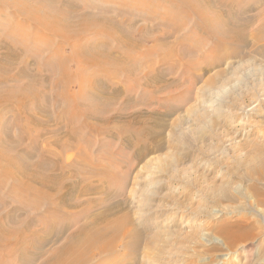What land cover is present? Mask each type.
Listing matches in <instances>:
<instances>
[{"label": "rangeland", "instance_id": "rangeland-1", "mask_svg": "<svg viewBox=\"0 0 264 264\" xmlns=\"http://www.w3.org/2000/svg\"><path fill=\"white\" fill-rule=\"evenodd\" d=\"M73 1L98 14L114 16L119 20L122 18L120 21L127 18L124 16L139 13L141 17L136 19L137 28L142 25L152 29L157 27V30L155 28L151 31L152 35L156 32V38L167 33L169 37L165 38V42L175 43L176 53L178 51L179 54L180 51L190 53V60L200 66L193 68L190 64L187 65L183 54L182 57H179V54L170 57L169 53L156 50L150 52L146 50L148 52L143 54L135 53V56L141 57L140 76L144 77L152 69L150 63L154 60L153 67L162 69L166 83H159L161 89L150 93L153 89L147 91L144 89L146 87L139 85L140 81L132 76V81L128 82L136 90L133 98L136 100L125 109V112L130 114L143 112L145 115L160 118L165 124L159 126L161 134L156 139L160 143V148L139 159L135 158L134 148L122 143L123 135L119 138H116V133L113 136L109 133L92 135L94 144L89 147L91 151L97 152L103 147V151L106 150L105 155L108 153L117 155L122 146L124 152L116 159V162L119 161L117 168L122 169L121 176L112 174V189L115 196L107 197L104 193L89 196L95 202L100 198L98 200L100 202L97 201L98 206L95 205L91 211L97 213L120 204L118 211L115 209L113 215L126 214L130 222L125 229L131 230L135 226L140 232L135 252L124 246L130 238L122 237L116 249L118 254L116 258L110 256L106 259L96 255L93 264H120L129 259H135L137 264H191L193 261L197 264H215L220 257L225 256H227L225 264H242L240 246L248 240L253 243L251 263L264 264V177L261 179L260 175L264 173V164H259L264 158V48L261 43L255 41V38L253 39L255 36L249 35L251 29L254 30L260 25L259 21L264 13V0H241L244 1L243 9L246 11L243 10L239 18L250 19V23L244 26L247 31L244 41L246 44L243 46L240 38H237L238 41L234 38L232 42L234 40L236 42L228 41L216 52V49L212 50L216 43L215 38L205 36L201 32L190 33L195 22L194 17L187 20L184 12H178L170 19L166 17L168 13H176L181 9V6L172 5L167 0H155L154 3H148L146 0L144 4L142 2L138 4L137 0ZM4 8L11 14L9 7ZM125 13L127 15H124ZM22 23L21 17L13 15L0 17V43L8 45L15 43L27 52L25 58L32 56L30 70L34 73L36 59L43 63L48 55L54 56V49H57L53 46L52 52H49L48 45H42V38L40 41L37 38L39 31L34 25L28 24L30 25L26 28L28 37L19 35L13 27ZM249 24L250 26H247ZM133 35L139 36L138 31L134 30ZM43 36L48 37L45 34ZM85 37L88 38V35ZM103 37V40H109L105 35ZM56 39L62 41L60 37ZM5 51V47L0 45V57ZM65 51H68V48ZM164 58L169 60L165 59L163 62ZM17 63L11 70L13 75H18L22 68V64L19 66ZM143 63L146 67H151L147 69ZM114 69L111 70L115 71L111 79L116 81L117 70ZM49 77L50 75L46 76V83ZM123 79L120 75L119 81ZM19 80V83L23 82L21 85H25L29 77L21 76ZM172 80L176 81L175 85L171 84ZM15 83L20 85L18 82ZM1 86L3 85H0V89ZM49 90L52 97L50 102L54 109L57 86L56 88L49 86ZM143 92L146 94L142 100L139 97ZM186 94L187 98H181ZM116 105L119 107L122 104ZM12 108L17 110L15 105ZM46 114H39V117L46 119ZM0 118H3L5 123L0 127L2 132L7 128V133L11 134L13 126L16 125L14 121L19 118L18 114L0 108ZM20 121L21 126L16 125L13 129L18 134L25 132L28 135L22 140L25 147H29L31 141H35L39 146L37 149L50 144L51 148L58 151L59 146L54 140L63 133L51 125L52 120L49 124L32 125L29 128L22 126V118ZM85 144L86 142L84 144L82 142L79 146ZM74 149L69 153L76 158ZM33 159L38 160L40 157L36 155ZM123 161H128L126 166H123L125 165ZM252 166L257 167L256 174L250 173ZM92 179L95 181L93 183L101 182L98 176ZM22 191L21 187L16 190L19 195ZM17 193H13V197H17ZM11 195L9 188L4 186L0 189V199L3 202L0 201L1 213L14 206L20 207V203L14 201ZM29 196L35 200L38 198L37 195ZM102 198L106 199L104 203ZM85 199L86 197L79 199L80 205L75 208V212L83 210ZM101 202L103 204H100ZM85 220L81 219L79 222ZM234 232L238 234L248 232V235L244 237L245 239L240 237L242 235H238V238L235 236L237 238L235 242L227 246L228 236ZM61 242L62 240L47 245L45 256L40 258L37 264ZM227 247H230V250ZM4 259L5 255L0 256V264H4Z\"/></svg>", "mask_w": 264, "mask_h": 264}, {"label": "bare ground", "instance_id": "bare-ground-1", "mask_svg": "<svg viewBox=\"0 0 264 264\" xmlns=\"http://www.w3.org/2000/svg\"><path fill=\"white\" fill-rule=\"evenodd\" d=\"M145 1L137 0V3L141 4ZM154 1L148 0V3ZM244 1L167 0L172 5L181 6V9L177 12L175 10L176 13H168L166 17L170 19L178 12H184L187 20L194 17L195 22L190 33L201 32L205 36L215 38L216 43L212 50L216 49V52L234 38H240L243 46L246 44L244 41L247 31L244 26L250 23V19L243 17V22V18H239L241 13L246 11L243 9ZM4 6L10 8L11 14L6 12ZM5 15L23 19L21 25L13 27L19 35L26 36V28L34 25L39 31L37 38L39 41L42 38V45H48L49 52H52L53 46L57 50L54 49V56L48 55L43 63L36 59V72L33 73L30 70L32 56L28 57L29 60L25 58L27 52L13 44L11 40L10 45L0 43L6 50L0 57V85H3L0 89V108L18 114L19 118L14 121L17 127L21 126L20 118L23 120L22 126L27 128L32 125H46L52 120L51 125L63 135L54 140L60 148L58 151L51 148L50 144L37 149L38 145L35 141H31L29 147L23 145L22 140L28 135L25 132L16 133L13 129L16 125L13 124L11 134L7 133V128L4 132L0 128V189L4 186L9 188L12 197L13 193H17V188L23 189L21 195L17 193V197H13L14 201L20 203V207L14 206L5 212H0V256L5 255L3 263L37 264V261L45 256L47 245L61 240V244L51 250L39 264H93L96 255L106 259L110 256L116 258L118 256L116 249L122 237L130 238L124 246L135 252L138 248L140 232L135 226L131 230L125 229L130 222L126 214L113 215L115 209L118 211L120 204L109 208L103 206L106 208L103 209L104 211L94 213L91 210L100 202L98 201L100 198L97 197L98 203L92 200V197L89 198L91 195L101 193L107 197L115 196L111 179L112 174L121 176L122 169L117 168L119 161L116 162V159L124 152L122 146L117 155L111 153L105 155L106 150L103 151V147L97 148V152L91 151L89 147L94 144L92 137L94 133H109L112 136L116 133V138L123 135L122 143L135 149L136 159L160 148V143L156 139L161 134L159 126L165 123L161 122L160 118L145 115L143 112H134V114L125 112V109L136 100L133 99L136 90L128 81H132V76H135L140 81L139 85L146 87L144 89L147 91L153 89L150 93L160 90L159 83H166L162 69H155L153 60L154 63H150L152 67L149 66L152 69L144 77L140 76L141 57L135 56V53L143 54L156 50L169 53L172 57L179 54V51L176 53L174 50L175 43L165 42L167 33L157 38L156 32L152 35L151 31L155 28L157 30V27L152 29L142 25L137 28L136 19L141 17L137 12L132 15L125 13L124 15L127 16L124 17L127 18L120 21L122 18L119 20L114 16L98 14L73 0H0V17ZM260 20V25L254 30H249V35L255 36L253 39L255 38V41L261 43L264 48V13ZM134 30L138 31L139 36L134 37ZM43 34L48 37L45 38ZM87 35L88 38L85 37ZM103 35L109 40H103ZM250 36L248 37L251 38ZM56 37H60L62 41L59 42ZM66 48L68 51H65ZM180 53L179 57L184 55L187 65L190 64L193 68L200 67L190 60V53L185 54L183 51ZM165 59L167 58H164L163 62L166 61ZM16 63L19 66L22 64V68L18 75H13L11 70ZM114 68L117 70L116 79L114 78L116 81L111 79L115 72L111 70ZM48 75L50 77L46 83ZM120 75L124 78L121 82ZM21 76L29 77L27 84L21 85L22 81L19 83ZM171 84L175 85L176 81L172 80ZM49 86L54 88L57 86L54 109L50 102L52 97ZM145 94L146 92H143L139 98L142 99ZM184 97L187 98V94L181 96ZM117 103L122 105L117 107ZM14 105L17 110H13ZM43 113H47L48 119L39 117V114L43 115ZM4 124L3 118H0V127ZM82 142L83 144L86 142L85 145L89 149L85 145L79 146ZM73 149L76 151V158L69 153ZM36 155L40 159L34 160ZM123 162L125 163L123 166L128 163V161ZM259 164H264V158ZM130 165L129 163V167ZM257 170V167L252 166L250 173L256 174ZM260 175L263 179L264 173ZM97 176L101 181L98 184L93 183L95 181L92 179ZM8 178L11 180L8 181ZM29 194L37 195V200L31 198ZM83 197H86L83 210L75 212V208L80 205L79 199ZM105 201L106 199L103 203ZM81 219L86 220L79 222ZM248 232L229 234V245H226L233 244L238 235H242L240 237L245 239ZM248 241L240 246L242 264H252L250 253L253 250V243ZM227 248L230 250V247ZM225 257H220L215 264H225L227 262ZM120 264L137 263L135 259H129ZM191 264L197 263L193 261Z\"/></svg>", "mask_w": 264, "mask_h": 264}]
</instances>
